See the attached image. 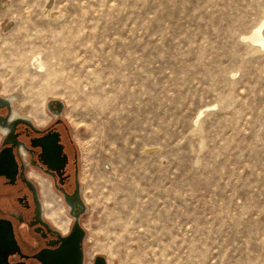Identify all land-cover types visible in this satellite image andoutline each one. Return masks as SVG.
Listing matches in <instances>:
<instances>
[{
  "label": "rangeland",
  "instance_id": "rangeland-1",
  "mask_svg": "<svg viewBox=\"0 0 264 264\" xmlns=\"http://www.w3.org/2000/svg\"><path fill=\"white\" fill-rule=\"evenodd\" d=\"M263 22L264 0H0V94L63 102L80 152L84 264H264Z\"/></svg>",
  "mask_w": 264,
  "mask_h": 264
},
{
  "label": "flooded vegetation",
  "instance_id": "flooded-vegetation-1",
  "mask_svg": "<svg viewBox=\"0 0 264 264\" xmlns=\"http://www.w3.org/2000/svg\"><path fill=\"white\" fill-rule=\"evenodd\" d=\"M14 108L0 94V264H42L37 256L56 249L75 223L60 227L59 205L69 214L66 199L77 205L78 191L85 203L81 157L56 104L49 121L23 119Z\"/></svg>",
  "mask_w": 264,
  "mask_h": 264
},
{
  "label": "water",
  "instance_id": "water-1",
  "mask_svg": "<svg viewBox=\"0 0 264 264\" xmlns=\"http://www.w3.org/2000/svg\"><path fill=\"white\" fill-rule=\"evenodd\" d=\"M56 104L59 113L57 116H62L64 110V103L60 100H51L47 104L48 110L51 111V106ZM23 119H28L24 117ZM79 203L77 205L71 204L68 199H66L67 207H69V214L74 218L75 223L66 236L61 237L60 245L54 250H47L41 252L37 258L42 264H84L85 263V251H84V241L86 238V231L80 223L81 214H85L87 207L85 203L80 198L79 191ZM80 210L79 213L74 212L76 208ZM94 264H107L106 259L102 256H98L94 260Z\"/></svg>",
  "mask_w": 264,
  "mask_h": 264
},
{
  "label": "bare ground",
  "instance_id": "bare-ground-1",
  "mask_svg": "<svg viewBox=\"0 0 264 264\" xmlns=\"http://www.w3.org/2000/svg\"><path fill=\"white\" fill-rule=\"evenodd\" d=\"M50 11H48V13H49ZM9 28V27H8ZM263 30H264V22L263 23H261L259 26H257L256 28H255V30L246 38L247 40H249V41H251V42H253L254 44H258L259 46H262V47H264V35H263ZM32 66L33 67H36V65H39L40 66V68H42V66H43V64H42V60H41V58H39V56H36V57H33V59H32ZM14 113L17 115V116H19V114H17V112L16 111H14ZM20 117H22L21 115H20ZM24 117H26V115L24 116ZM23 117V118H24ZM27 118V117H26ZM68 209H69V207H68ZM58 211V210H57ZM59 212V215H60V217H64V209H62V210H59L58 211ZM57 212V213H58ZM56 213V214H57ZM60 224H61V228L62 229H64L65 230V232H67L68 231V229H69V222L67 221V219H61L60 218V222H59Z\"/></svg>",
  "mask_w": 264,
  "mask_h": 264
}]
</instances>
